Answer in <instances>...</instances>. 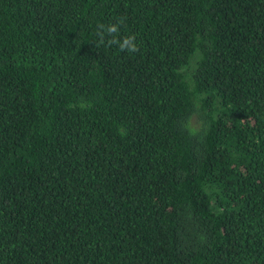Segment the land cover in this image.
Wrapping results in <instances>:
<instances>
[{"label": "trees", "instance_id": "1", "mask_svg": "<svg viewBox=\"0 0 264 264\" xmlns=\"http://www.w3.org/2000/svg\"><path fill=\"white\" fill-rule=\"evenodd\" d=\"M0 264H264V0H0Z\"/></svg>", "mask_w": 264, "mask_h": 264}, {"label": "clouds", "instance_id": "2", "mask_svg": "<svg viewBox=\"0 0 264 264\" xmlns=\"http://www.w3.org/2000/svg\"><path fill=\"white\" fill-rule=\"evenodd\" d=\"M117 31H118V28L116 25H111L108 28L109 34L115 33ZM134 39H135L134 37H128V38L123 39V41L121 42L119 40H116L115 37H113V41L118 43V45L122 51L127 50L130 53H134L138 50V46L134 43Z\"/></svg>", "mask_w": 264, "mask_h": 264}]
</instances>
